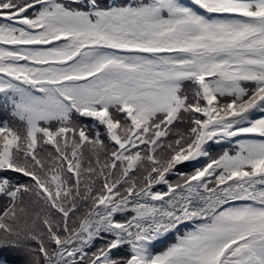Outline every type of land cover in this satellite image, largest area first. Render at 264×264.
I'll list each match as a JSON object with an SVG mask.
<instances>
[{"label": "snow or ice", "instance_id": "1", "mask_svg": "<svg viewBox=\"0 0 264 264\" xmlns=\"http://www.w3.org/2000/svg\"><path fill=\"white\" fill-rule=\"evenodd\" d=\"M0 264H264V0H0Z\"/></svg>", "mask_w": 264, "mask_h": 264}, {"label": "trees", "instance_id": "2", "mask_svg": "<svg viewBox=\"0 0 264 264\" xmlns=\"http://www.w3.org/2000/svg\"><path fill=\"white\" fill-rule=\"evenodd\" d=\"M117 2H119V0H117ZM4 120L6 122L12 124L13 126H20V125H18L17 121L9 119L8 116H5ZM82 123L90 124V121L85 120V121H82ZM185 128H186L185 124H177L176 128L173 131L174 132L177 131V130L184 131ZM173 138H174V136H170L169 139H173ZM225 150H227L230 153L234 154L238 150L237 146L235 144V141L233 143H229L227 141L221 142L219 144L212 143L211 146H210V152H211V156L213 158L218 157ZM195 167H197V165H195L194 162L185 163L183 166L178 168V172L185 173V174H190L191 172L194 171ZM169 179H170L171 182L175 183V182L178 181L179 176L176 175V174H172V175L169 176ZM156 190H158V191H166L167 189H166L165 186L160 185V186H157ZM192 229H194V228H191V227H188V226L182 227L180 229V233L179 234H183L185 231L192 230ZM176 236H177V234L173 235L165 243H159L156 246V248H155V252L163 251L167 246H169L172 243H175L176 242ZM99 246H100V241H97V247H99ZM92 251H95V248H93ZM9 259H13V257H9Z\"/></svg>", "mask_w": 264, "mask_h": 264}, {"label": "rangeland", "instance_id": "3", "mask_svg": "<svg viewBox=\"0 0 264 264\" xmlns=\"http://www.w3.org/2000/svg\"><path fill=\"white\" fill-rule=\"evenodd\" d=\"M258 118V117H257ZM254 138V137H253ZM256 139H258V138H256ZM239 203H241V202H237V204H239Z\"/></svg>", "mask_w": 264, "mask_h": 264}]
</instances>
